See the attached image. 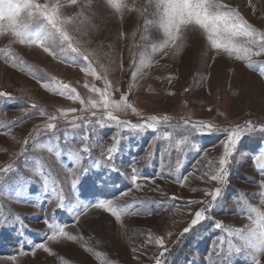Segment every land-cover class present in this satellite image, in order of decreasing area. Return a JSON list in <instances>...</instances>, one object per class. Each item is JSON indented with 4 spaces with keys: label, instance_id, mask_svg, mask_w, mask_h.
<instances>
[{
    "label": "rangeland",
    "instance_id": "1",
    "mask_svg": "<svg viewBox=\"0 0 264 264\" xmlns=\"http://www.w3.org/2000/svg\"><path fill=\"white\" fill-rule=\"evenodd\" d=\"M224 2L264 33V0ZM123 5L118 13L107 0H77L75 5L65 3L61 10L65 18H72L70 34L102 79L81 71L80 66L87 62L70 51L57 53L68 61L65 63L34 45L13 42L7 29L0 36V92L7 94L0 97V169L14 166L13 171L0 173V264H156L163 251L155 244L158 238L164 239L167 248L164 264H220V257L214 254L220 236L225 239L227 264H252L247 252L237 255L233 250L229 256L230 238L208 225L219 221L243 229L249 224L250 208L264 211L259 195L264 175L254 163V157L264 152V133L242 136L227 182L218 185L205 173L214 174L218 168L226 133L199 135L185 129L183 122L204 121L233 128L251 121L257 128L264 126V77L259 72L264 55L253 56L256 68L249 69L247 62L234 55L218 54L201 32L191 30L178 41V52L176 47L161 52L159 45L165 37L158 23L156 0H123ZM142 56L150 66L143 67L133 81V60L139 64ZM73 61L80 66H71ZM103 78L112 85L113 100L127 94L141 117L167 115L170 123L162 124L158 132L142 134L93 124L91 138L85 142L82 135L86 129L73 128L60 119L56 130L35 135L48 123L40 111L59 116L60 110L75 108V115L89 116L81 111L78 101L47 91L39 81L67 84L87 103L89 99L98 101L99 96L84 85L103 89ZM32 104L37 107H30ZM116 114L132 123L143 122L131 110ZM166 132L172 133L170 141L154 139ZM114 135L121 138L119 153L109 162L107 149L113 145ZM185 135L189 144L181 152L176 143ZM25 139H29L27 145ZM85 145L90 151L81 152L83 159L76 164L72 153ZM166 147L170 154L164 151ZM177 159L179 172L175 171ZM94 161L99 164L93 166ZM112 164L116 171L110 170ZM132 168L145 177L138 181L139 189L131 183ZM82 169H88L87 173ZM73 171L79 177L75 190L71 187ZM181 177H186L183 186ZM216 187L222 191L209 214L213 219L181 235L195 212L210 201L205 193ZM123 192L129 195L122 196ZM61 198L64 207L59 206ZM101 199L113 200L123 210L120 221L101 209L85 207ZM78 213L82 214L77 220ZM45 219L65 226L76 240L47 241L51 233ZM231 240L234 248L241 246L237 238ZM40 242L47 244L50 253L37 249L32 254ZM260 264H264V255Z\"/></svg>",
    "mask_w": 264,
    "mask_h": 264
},
{
    "label": "snow or ice",
    "instance_id": "2",
    "mask_svg": "<svg viewBox=\"0 0 264 264\" xmlns=\"http://www.w3.org/2000/svg\"><path fill=\"white\" fill-rule=\"evenodd\" d=\"M65 3L72 5L77 4V0H65L64 3L61 0H50V2L38 3L37 0H0V36L5 35V29L7 34H10L12 41L21 45H34L41 48L49 56L54 59H58L61 62L67 63L62 56L57 53L71 52L76 54L77 57L87 62L84 66H80L75 61L71 66H80L81 71L86 75L93 76L96 79H102L98 76L96 71L91 66L89 56L80 50L77 46L75 38L70 34L69 26L73 23L72 18H65L62 14V8L65 7ZM107 3L116 11L120 12L123 5V0H107ZM156 7L159 9V27L164 34V41L159 45V51L164 52L170 47H176L179 51L178 41H181L185 33L189 30L195 32L199 31L206 38V41L211 49L215 50L218 54H227L229 56H235V59L247 62L246 66L249 69H255L256 65L252 62L253 56L264 55V33L258 32L252 27L240 14L237 9L231 7L230 4L224 2V0H156ZM5 22H7L5 24ZM244 42L241 43L240 41ZM14 59V58H13ZM21 63H23L21 61ZM133 64L136 68L133 70L132 79L135 81L140 74V70L143 67L150 66L144 64V58L141 57V62L137 64L133 60ZM16 67V64H12ZM121 67L122 64H121ZM259 72L264 77V65L259 67ZM104 79L105 87L103 89L96 88L95 86H84L88 90L99 96V100L89 99L87 103L81 99L80 95L74 88H70L69 85L63 84L60 81L53 80L51 82L39 81L41 86L49 92H53L57 95L63 96L73 102H79L81 104V111L88 112L89 116H77L75 115L76 109L60 110L59 116L55 114H47L44 111H40L39 115L46 116L48 123L43 129H37L35 135L39 136L41 132L47 133L57 129L56 121L64 119L73 128H84L86 131L82 135L83 141H88L91 137L89 133L92 131L91 125L95 124L100 128L104 127H116L117 129L126 130L137 134H142L145 131L158 132L160 126L168 125L170 118L167 115L163 117L157 115H151L141 117V113L128 102L127 94L122 93L119 100L112 99V85L106 79ZM6 93L0 92V97L6 96ZM30 107L36 108L35 104ZM131 110L132 114L141 117L142 123H132L131 121L122 120L116 113H126ZM98 112L101 113L98 115ZM71 115V120L69 116ZM185 129H191L199 135H212L218 132L226 133V137L223 142V154L219 159V166L215 170L214 174L205 173L209 180L216 182L218 185H223L227 182L228 169L231 163L233 154L237 148L239 141L245 133H251L259 131L264 133V126L257 128L251 121L247 122L244 126H236L233 128L224 127L221 128L213 123L197 121L195 123L185 120L183 122ZM32 134L30 133V137ZM172 138L171 132H166L163 137H154V139H164L170 141ZM113 145L107 149L106 160L112 162L114 157L119 153L120 139L117 136H113ZM29 139H25L24 144L27 145ZM189 144V137L185 135L183 138L178 139L176 143L177 150L184 152ZM198 150V149H197ZM90 148L85 145L80 151L73 152L75 163L79 164L83 159L81 152L88 153ZM165 152H169L170 147L164 149ZM21 155H24V149L21 150ZM59 156V153H57ZM163 156V153H162ZM264 152L254 157V163H256L257 169L261 175H264ZM99 164V161H94L93 166ZM74 168V165H73ZM181 168L180 160L177 159L175 164V171L179 172ZM14 170V166L9 164L6 168L0 169V173H7ZM111 171H116L114 164H112ZM88 169H82L83 173H87ZM71 187L76 189L79 177L76 172H72ZM98 179V177H97ZM131 183L139 189L141 185L139 180L145 179L139 173L136 168H132V175L130 177ZM186 177H181L182 181ZM47 179L44 181L45 187H47ZM260 197L261 202L264 203V181H261ZM221 187H216L214 191L206 192L205 195L210 196V201L204 205V207L197 210L194 214V218L188 227H185L181 235L187 234L192 231L197 225L203 224L205 220H212V209L216 207V202L221 196ZM122 196L129 195L128 192L121 193ZM175 199V197H173ZM191 203H201L204 201H188ZM33 206H37L33 202ZM60 207H64L63 199H60ZM85 207H92L101 209L112 215L117 221L121 220L122 209L118 208L113 200H98ZM248 220L249 224L243 229H235L226 227L219 221L208 225V227H214L217 230L223 231L230 238L227 243V252L229 256L233 253V250L237 255L247 252L248 258L252 264H260V257L264 255V211L259 208L252 207L249 210ZM77 214V220L79 215ZM16 221H20V217H14ZM6 222V219L5 221ZM44 223L50 230V235L46 237L47 241H57L60 238H64L70 241L76 240V237L68 233L65 226L56 223L54 220L45 219ZM235 237L241 242V246H236L232 243L231 238ZM151 242V237H149ZM157 247L163 249L160 256L156 259V264H164L163 257L167 252L165 247V241L163 238L155 240ZM225 239L223 236L218 237L214 254L220 257V264H227V257L223 255ZM40 249L44 252L50 253V249L45 242H40L34 245L32 254L35 255V250ZM23 254V253H22ZM11 259L15 260V257Z\"/></svg>",
    "mask_w": 264,
    "mask_h": 264
}]
</instances>
